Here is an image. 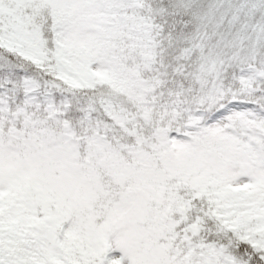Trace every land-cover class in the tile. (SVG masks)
<instances>
[{"label": "snow or ice", "instance_id": "1", "mask_svg": "<svg viewBox=\"0 0 264 264\" xmlns=\"http://www.w3.org/2000/svg\"><path fill=\"white\" fill-rule=\"evenodd\" d=\"M0 264H264V0H0Z\"/></svg>", "mask_w": 264, "mask_h": 264}]
</instances>
